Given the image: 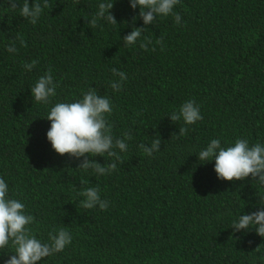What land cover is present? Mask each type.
I'll list each match as a JSON object with an SVG mask.
<instances>
[{
	"label": "trees",
	"instance_id": "1",
	"mask_svg": "<svg viewBox=\"0 0 264 264\" xmlns=\"http://www.w3.org/2000/svg\"><path fill=\"white\" fill-rule=\"evenodd\" d=\"M101 2L49 0L33 25L19 6L0 0V178L34 217L29 227L38 239L47 242L60 227L72 235L62 252L37 264H264V237L230 227L258 210L264 186L250 176L221 180L214 160L201 164L197 157L212 139L264 145V0H180L179 24L169 15L147 26L139 6L115 0L118 23L101 19L90 27L84 17L91 19ZM134 26L146 29L136 45H125ZM17 36L27 46L16 39L18 51L8 52ZM146 37L152 43L145 51L139 43ZM32 60L38 64L29 72L23 65ZM49 67L56 95L48 104L34 102L30 88ZM113 67L127 75L119 92L110 86L119 80ZM90 87L112 102L106 119L114 138L129 131L133 137L108 175L78 168L83 157L56 153L46 135L50 108L82 99ZM188 100L203 119L171 121ZM157 138L160 151L152 156L138 147ZM83 187H99L107 210L80 206ZM13 251L0 250V264Z\"/></svg>",
	"mask_w": 264,
	"mask_h": 264
},
{
	"label": "clouds",
	"instance_id": "2",
	"mask_svg": "<svg viewBox=\"0 0 264 264\" xmlns=\"http://www.w3.org/2000/svg\"><path fill=\"white\" fill-rule=\"evenodd\" d=\"M114 3L115 0H104L99 3L98 11L91 19L84 17L87 25L96 27L101 19L113 25L117 24V19L111 11ZM129 3L133 9L139 6L138 16L145 26L153 24L157 17L169 15L174 17L177 24L181 22L180 14L174 12V6L179 4L180 0H129ZM8 4L13 9L19 6L17 0H8ZM19 7L21 16L35 25L44 9L50 5L49 0H34L32 4L24 0ZM136 18L134 16L133 21ZM145 29L146 27L134 26L132 31L122 38L124 44L136 45ZM16 39H19L22 47L27 46L24 39L17 36L6 45L8 52L18 51L15 46ZM161 41L162 37L156 39L157 44ZM151 43V39L146 37L139 43V48L146 51ZM37 64L38 60H32L31 63L25 62L23 66L30 72ZM111 71L119 80L111 81L110 86L113 91L119 92L122 83L127 80V75L115 67ZM51 73L49 67L30 88L34 102L48 104L50 98L56 95L58 85ZM112 111L109 97L99 95L95 87H90L83 93L82 99L70 103L58 102L50 108L45 117L51 122L46 133L47 139L56 153L68 154L77 159L83 157L78 168L86 172L92 170L97 175L111 174L117 169V162L123 163L120 153L128 151L127 141L133 138L130 131L125 132L122 138H114L106 119ZM170 116L171 121L183 120L185 125H193L203 119L200 107L194 100L184 102L179 111L172 112ZM187 131L186 127H180L178 134L185 135ZM160 145L161 139L157 138L150 146L141 143L138 147L147 156H152L154 152L160 151ZM116 149H119V152ZM97 155L103 157L107 155L112 160L107 164H101L94 159ZM197 157L201 164L214 160V170L221 180L243 181L250 176L252 180L264 186V145L259 142L250 146L246 138H240L234 145L222 146L220 139H212L199 151ZM87 183L88 181L81 180L82 185ZM8 192V183L4 178H0V250L9 245L14 249L3 264H37L62 252L71 244L72 235L64 227L50 230L47 242L38 239L29 227L34 222V217L26 213V206L21 200L10 198ZM78 195L84 197L80 201V206L85 209H92L98 205L101 210H107L109 206L106 200L101 199L99 187H83ZM258 204L260 205L258 210L239 215L238 221H234L230 226L233 232L254 228L259 236L264 237V196H259Z\"/></svg>",
	"mask_w": 264,
	"mask_h": 264
}]
</instances>
